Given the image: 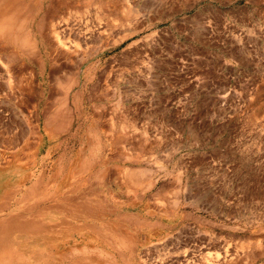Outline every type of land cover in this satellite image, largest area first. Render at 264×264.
<instances>
[{"label":"rangeland","instance_id":"374dc122","mask_svg":"<svg viewBox=\"0 0 264 264\" xmlns=\"http://www.w3.org/2000/svg\"><path fill=\"white\" fill-rule=\"evenodd\" d=\"M1 205L0 264H264V0H0Z\"/></svg>","mask_w":264,"mask_h":264},{"label":"bare ground","instance_id":"6f19581e","mask_svg":"<svg viewBox=\"0 0 264 264\" xmlns=\"http://www.w3.org/2000/svg\"><path fill=\"white\" fill-rule=\"evenodd\" d=\"M37 12H40V10L38 9ZM65 23L68 24L66 21H65ZM63 26H65V25H63ZM67 26H69V25H67ZM66 28L67 27H64L65 31H67ZM64 29H62V32H64L63 31ZM77 31H78V29H77ZM82 31H83V29H82ZM86 31H88V29ZM84 34L87 35V34H89V32L84 33ZM66 35L68 36V33H66ZM91 37L92 36H90L89 38H91ZM88 42L85 41V42L82 43L79 40H74V39L68 38L66 36L65 37L64 36H61L60 32L57 29H55V33H54V44L57 46V48L64 49V50H66L68 52H72V53L81 55V54L87 52V49L89 47V43ZM6 197H8V196H6ZM34 199H35V197H34ZM51 199L54 200V204H55L51 208L54 211V213H56L58 216L62 215L63 212H66V211H68L69 214H71V213H73V212H71V210L76 211V210H80V208H83L84 207V202H82V203H76L77 200H78L76 198H74V199L73 198H70V197L65 198V197H62V196L54 195L53 197H51ZM32 202H33V200H32ZM1 207H2V205L0 206V208ZM20 213L22 214V212H20ZM30 216L36 217L35 214H27V215L24 216V215L15 214L13 212L10 216L5 217L2 220H0V240L1 239H5V240L14 241V239H17V238H20V239L22 238L24 240L26 236H29L30 237V235H33L34 234L33 233V230H30V229L31 228L33 229V227L35 228V222H34V220L30 219ZM67 221H69V220H67ZM30 224H33V226H31Z\"/></svg>","mask_w":264,"mask_h":264}]
</instances>
